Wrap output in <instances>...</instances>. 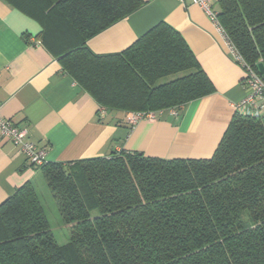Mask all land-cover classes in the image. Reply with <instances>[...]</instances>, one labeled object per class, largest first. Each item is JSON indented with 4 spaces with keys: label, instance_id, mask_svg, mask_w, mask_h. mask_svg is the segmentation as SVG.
<instances>
[{
    "label": "trees",
    "instance_id": "obj_1",
    "mask_svg": "<svg viewBox=\"0 0 264 264\" xmlns=\"http://www.w3.org/2000/svg\"><path fill=\"white\" fill-rule=\"evenodd\" d=\"M20 1L45 15L39 37L62 68L132 126V113L177 110L215 91L167 22L121 52L89 48L88 39L145 0ZM213 6L229 41L264 80V0ZM38 168L70 238L58 242L29 181L0 205V264H264V112L236 109L209 158L122 150Z\"/></svg>",
    "mask_w": 264,
    "mask_h": 264
},
{
    "label": "crops",
    "instance_id": "obj_2",
    "mask_svg": "<svg viewBox=\"0 0 264 264\" xmlns=\"http://www.w3.org/2000/svg\"><path fill=\"white\" fill-rule=\"evenodd\" d=\"M21 3L0 0V112L27 130L29 139L46 150L48 161L122 150L166 159L213 155L247 88L242 66L231 58L224 37L200 6L191 0H145L140 9L88 39L95 53L121 52L164 21L181 32L211 78L213 93L132 126L124 112L102 108L62 68L39 37L45 15ZM43 176L0 133V205L17 188L29 181L35 185Z\"/></svg>",
    "mask_w": 264,
    "mask_h": 264
},
{
    "label": "built area",
    "instance_id": "obj_3",
    "mask_svg": "<svg viewBox=\"0 0 264 264\" xmlns=\"http://www.w3.org/2000/svg\"><path fill=\"white\" fill-rule=\"evenodd\" d=\"M191 1L193 4L200 6L206 13L212 23L216 26L219 33L224 37L231 58L243 68V83L247 87V95L235 105V108L256 115L261 114L264 112V80L252 66L245 62L242 55L229 41V38L219 22L218 11L213 6L212 0ZM144 118H155V114L132 113L128 117L132 124H136L139 120ZM0 133L9 138L34 166L41 167L47 163L48 159L46 156V150L38 148L35 142L29 139L26 129L19 127L12 120L5 118L1 112Z\"/></svg>",
    "mask_w": 264,
    "mask_h": 264
},
{
    "label": "rangeland",
    "instance_id": "obj_4",
    "mask_svg": "<svg viewBox=\"0 0 264 264\" xmlns=\"http://www.w3.org/2000/svg\"><path fill=\"white\" fill-rule=\"evenodd\" d=\"M35 187L58 242L60 244L66 243L70 238L69 231L67 226L62 221L58 210L57 200L51 194L44 176L42 179L35 182Z\"/></svg>",
    "mask_w": 264,
    "mask_h": 264
},
{
    "label": "water",
    "instance_id": "obj_5",
    "mask_svg": "<svg viewBox=\"0 0 264 264\" xmlns=\"http://www.w3.org/2000/svg\"><path fill=\"white\" fill-rule=\"evenodd\" d=\"M259 69H260V72L264 75V64L263 63L259 64Z\"/></svg>",
    "mask_w": 264,
    "mask_h": 264
}]
</instances>
